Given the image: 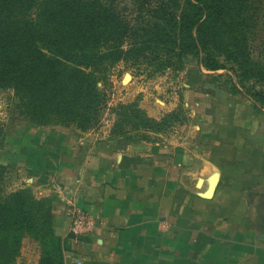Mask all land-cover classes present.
<instances>
[{
    "label": "crops",
    "instance_id": "0c3cea01",
    "mask_svg": "<svg viewBox=\"0 0 264 264\" xmlns=\"http://www.w3.org/2000/svg\"><path fill=\"white\" fill-rule=\"evenodd\" d=\"M188 129L137 142L111 128L27 126L33 146H13L0 164L23 172L20 188L53 200L64 264H264V158L194 154ZM69 204L97 220L94 234L70 236Z\"/></svg>",
    "mask_w": 264,
    "mask_h": 264
},
{
    "label": "trees",
    "instance_id": "16d2710c",
    "mask_svg": "<svg viewBox=\"0 0 264 264\" xmlns=\"http://www.w3.org/2000/svg\"><path fill=\"white\" fill-rule=\"evenodd\" d=\"M136 1L138 14L128 19L112 0H0V88L15 91L36 126L87 131L99 121L106 95L98 84L113 65L152 59L154 72L180 71L192 57L209 72L231 71L233 90L246 89L264 109V89L247 86L264 84V68L239 33L251 0ZM125 41L133 44L125 48ZM134 117H141L134 129L158 124L140 109ZM4 136L0 128V146ZM6 170L0 164V184ZM52 205L30 188L0 190V264H16L26 236L41 245L39 264H64Z\"/></svg>",
    "mask_w": 264,
    "mask_h": 264
},
{
    "label": "rangeland",
    "instance_id": "374dc122",
    "mask_svg": "<svg viewBox=\"0 0 264 264\" xmlns=\"http://www.w3.org/2000/svg\"><path fill=\"white\" fill-rule=\"evenodd\" d=\"M112 1L118 7L117 11L121 8L128 19H134L138 14L139 3L136 0ZM240 13L243 23L239 29L240 37L244 35L245 42L247 40L254 63L264 68V0H251ZM131 44L132 41H125L124 47L129 48ZM153 66L152 59L122 61L113 65L104 82L98 84L106 95L98 123L87 131L75 125L69 127L81 132L97 129L95 131L100 134L111 128L112 135L123 131L132 141L151 142L156 137L175 135L186 125L191 131L188 144L193 146L194 154H205L206 158H264V109L253 103L246 89L239 87V92L233 90L230 77L235 81L238 79L231 71L209 72L192 57L186 60L184 69L180 71L154 72ZM127 74L131 75V80L128 76L124 82ZM247 86L264 89L261 82L254 84L252 81ZM125 106L131 107L125 111ZM135 109L144 111L158 124L151 129L142 126L134 129V124L141 120V117H134ZM27 126L35 124L23 113L15 91L0 88V128L5 135L0 146V158L12 159L13 146H33L34 142L26 135ZM6 168V177L0 184L1 192L7 194L22 189L19 181L23 172L12 166ZM41 251L40 243L26 236L16 264L18 261L25 264L27 260L41 256Z\"/></svg>",
    "mask_w": 264,
    "mask_h": 264
},
{
    "label": "built area",
    "instance_id": "2783aa9c",
    "mask_svg": "<svg viewBox=\"0 0 264 264\" xmlns=\"http://www.w3.org/2000/svg\"><path fill=\"white\" fill-rule=\"evenodd\" d=\"M65 215L70 218L69 234L73 238L87 237L96 232L97 220L75 205L69 204L65 208ZM77 264H82V262L78 261Z\"/></svg>",
    "mask_w": 264,
    "mask_h": 264
},
{
    "label": "water",
    "instance_id": "95a60500",
    "mask_svg": "<svg viewBox=\"0 0 264 264\" xmlns=\"http://www.w3.org/2000/svg\"><path fill=\"white\" fill-rule=\"evenodd\" d=\"M128 76H130V80H131V75L130 74H127L126 76H125V79H124V82H125V80H126V78H128ZM129 80V81H130ZM128 81V82H129ZM100 85V84H99ZM218 175H214L213 177H212V179H211V182H210V187H209V189L205 192V193H203L202 195L204 196V197H206V198H211L212 196H213V194H214V192H215V190H216V188H217V185H218ZM202 184V180H199V183H198V185L200 186Z\"/></svg>",
    "mask_w": 264,
    "mask_h": 264
}]
</instances>
